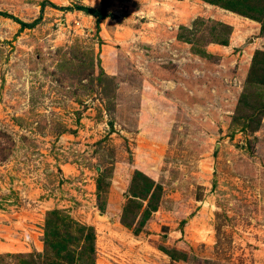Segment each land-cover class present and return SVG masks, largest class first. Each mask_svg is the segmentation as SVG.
<instances>
[{"label": "rangeland", "instance_id": "obj_1", "mask_svg": "<svg viewBox=\"0 0 264 264\" xmlns=\"http://www.w3.org/2000/svg\"><path fill=\"white\" fill-rule=\"evenodd\" d=\"M41 1L0 0L39 16L0 15V264H43L51 210L92 228L94 264H264L260 23L202 0H108L99 22ZM135 169L161 194L125 226Z\"/></svg>", "mask_w": 264, "mask_h": 264}, {"label": "trees", "instance_id": "obj_2", "mask_svg": "<svg viewBox=\"0 0 264 264\" xmlns=\"http://www.w3.org/2000/svg\"><path fill=\"white\" fill-rule=\"evenodd\" d=\"M202 1L259 22V31L264 32V25L261 23L264 16V0ZM107 4L108 0H99V7L82 4L56 6L48 0H42L39 4V11L41 12L46 5L62 11L79 10L93 16L95 21L99 22V20L106 17ZM0 15L17 22L20 25L19 29L30 27L39 19L38 16L31 22H24L6 12L0 11ZM225 42H220V44H225ZM245 81L264 85V50L256 49L253 51ZM128 193L129 197L122 206L119 221L125 226H130L132 223L142 226L149 216V210L154 209L159 201L161 186L143 172L135 169L130 177ZM142 200H146V207L143 208L141 215L134 222ZM150 202L154 204L151 205ZM98 207L102 209L103 202L98 204ZM58 215L56 210L46 213L42 238L45 253H36L35 255L37 257L42 256L45 259L42 260L43 264H94V234L92 228L75 222L73 225L72 222ZM24 264L37 263L32 259Z\"/></svg>", "mask_w": 264, "mask_h": 264}]
</instances>
